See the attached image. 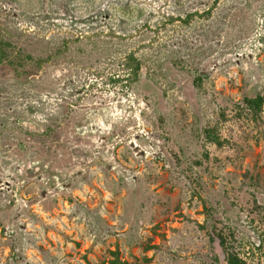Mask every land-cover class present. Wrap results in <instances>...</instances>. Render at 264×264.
I'll list each match as a JSON object with an SVG mask.
<instances>
[{
    "label": "rangeland",
    "instance_id": "1",
    "mask_svg": "<svg viewBox=\"0 0 264 264\" xmlns=\"http://www.w3.org/2000/svg\"><path fill=\"white\" fill-rule=\"evenodd\" d=\"M0 24L35 58L70 41L0 71V264H220L219 235L264 264V0H0Z\"/></svg>",
    "mask_w": 264,
    "mask_h": 264
},
{
    "label": "trees",
    "instance_id": "2",
    "mask_svg": "<svg viewBox=\"0 0 264 264\" xmlns=\"http://www.w3.org/2000/svg\"><path fill=\"white\" fill-rule=\"evenodd\" d=\"M209 13L210 12H207V14ZM196 15L198 14L189 13L184 18L168 16L167 22L172 23L174 21H182L183 23L188 24L189 21L193 19V17H195ZM2 31L4 30L2 29L0 24V71H4L7 74H12L16 79L19 80L28 79L31 75L38 72L39 69L42 68V65L44 63L48 62L51 59L56 60L58 58H61V56L64 57V55H66L69 50V40H63L60 45L54 44L52 41H47L46 44L48 45V54H46V56L40 55L35 58L32 54L26 51V45H30L32 43H41L42 41L26 40V42H24L23 44H19V41L15 42L12 39L11 34H8V32L4 34ZM7 35H10V37L8 38ZM122 66L124 67L125 72H127V74H125L124 76L125 78H120V76H113L112 82L116 84L121 81H126L127 85L136 83L140 77L142 62L140 58L136 55L135 51L131 50L126 56L123 57ZM201 78L199 77L198 80H201ZM245 103L252 111L258 113L262 110V106L264 104V96L262 94H258L254 98L246 97ZM53 132L55 134H53ZM41 137L42 139L48 142H55L58 138L55 129L50 125L47 126V129H44V131L41 133ZM213 139L218 144H221L218 138L215 137ZM42 155L45 162L52 164V161L50 160L52 158L49 153H42ZM49 171L51 172V174L54 173L52 172V170ZM219 240L220 246L224 250H226V239L223 236L219 235ZM227 255V263L229 264H247L242 258L236 255ZM118 263L127 264V262L121 261H119Z\"/></svg>",
    "mask_w": 264,
    "mask_h": 264
},
{
    "label": "water",
    "instance_id": "3",
    "mask_svg": "<svg viewBox=\"0 0 264 264\" xmlns=\"http://www.w3.org/2000/svg\"><path fill=\"white\" fill-rule=\"evenodd\" d=\"M218 252L220 253V264H229L225 261V253L220 245H218Z\"/></svg>",
    "mask_w": 264,
    "mask_h": 264
}]
</instances>
